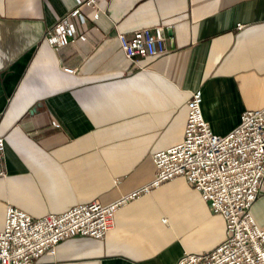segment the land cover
<instances>
[{
    "label": "crops",
    "instance_id": "1",
    "mask_svg": "<svg viewBox=\"0 0 264 264\" xmlns=\"http://www.w3.org/2000/svg\"><path fill=\"white\" fill-rule=\"evenodd\" d=\"M97 1L99 17L90 4L85 22L73 17L87 38L56 49L46 29L82 0H0V228L9 203L38 216L149 181L152 153L183 137L195 88L218 133L264 105V0ZM159 24L168 51L128 58L119 34ZM261 185L252 214L264 228ZM115 219L106 237L73 234L35 264H175L225 236L223 216L182 175Z\"/></svg>",
    "mask_w": 264,
    "mask_h": 264
},
{
    "label": "built area",
    "instance_id": "2",
    "mask_svg": "<svg viewBox=\"0 0 264 264\" xmlns=\"http://www.w3.org/2000/svg\"><path fill=\"white\" fill-rule=\"evenodd\" d=\"M87 4L99 17L98 1L82 0L46 29L44 38L54 48L87 38L73 20L79 16L86 21L82 6ZM119 38L125 54L135 62L138 57L168 51L160 24L137 28L131 35L121 32ZM64 68L74 71L68 65ZM201 103L202 90L195 88L186 102L183 137L154 151V176L120 197L107 202H78L63 211L38 216L9 203L4 227L0 228V264H35L41 255L54 252L60 241L73 234L104 238L123 204L179 175L199 190L213 212L223 216L225 236L210 250L185 251L175 264H264V228L252 214L264 180V105L242 110L232 129L218 133L202 114ZM6 139L7 135L0 132V163L6 156ZM6 172L0 164V176Z\"/></svg>",
    "mask_w": 264,
    "mask_h": 264
}]
</instances>
